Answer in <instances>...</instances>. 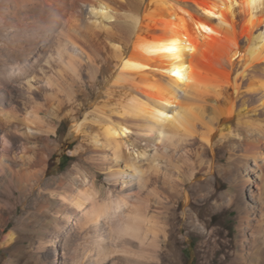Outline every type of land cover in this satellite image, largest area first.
<instances>
[{"label": "bare ground", "instance_id": "6f19581e", "mask_svg": "<svg viewBox=\"0 0 264 264\" xmlns=\"http://www.w3.org/2000/svg\"><path fill=\"white\" fill-rule=\"evenodd\" d=\"M0 134V256L264 264V0H0Z\"/></svg>", "mask_w": 264, "mask_h": 264}, {"label": "rangeland", "instance_id": "374dc122", "mask_svg": "<svg viewBox=\"0 0 264 264\" xmlns=\"http://www.w3.org/2000/svg\"><path fill=\"white\" fill-rule=\"evenodd\" d=\"M69 129L64 127L63 131L59 135L58 139L62 142L61 148L54 154L50 161V167H49V177H61L72 165L73 163H76V159L71 155V152L75 148V141H73L72 138L69 137ZM3 137L2 134H0V150L1 146L3 143ZM7 147L11 149L13 147V144L7 142ZM80 169L85 170L87 172H93V170L88 167L87 165H84L83 163H80ZM98 185L99 188L104 189L105 184H104V177L101 176L98 178ZM221 191L225 192L227 191L226 186H222ZM9 194L7 195V197ZM17 196L14 195L11 197V200L15 204L18 203L17 201ZM21 212V207L18 206ZM22 213V212H21ZM235 215L236 213L234 212L232 215H230V221L231 224H235ZM41 229H25L21 231L22 235L24 237H27L31 239L34 242H37L39 237L42 235L41 234ZM198 243V239L193 237L192 238V245L187 247L186 249V254L188 258V263L187 264H197V255L196 254V245ZM28 244V242H26ZM29 253H23L19 251H15L12 253H7V254H1V264H40V261H43V259L37 260L36 255L34 254H29ZM42 264V263H41Z\"/></svg>", "mask_w": 264, "mask_h": 264}]
</instances>
